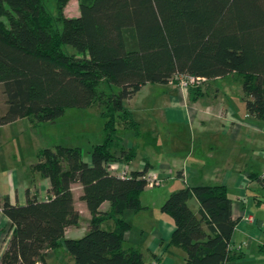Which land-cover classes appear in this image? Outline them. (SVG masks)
<instances>
[{
  "label": "trees",
  "instance_id": "16d2710c",
  "mask_svg": "<svg viewBox=\"0 0 264 264\" xmlns=\"http://www.w3.org/2000/svg\"><path fill=\"white\" fill-rule=\"evenodd\" d=\"M44 1L0 0V126L22 118L54 122L66 110L96 101L103 140L91 145L89 163L78 146L38 150L30 170L49 181L48 196L40 200L35 186L26 188L24 205L0 201L13 227L0 264H44L46 252L62 244L75 264H143L142 253L124 244L130 226L122 215L143 208L147 167L124 179L109 171L111 162L128 163L137 149L122 145L119 130L141 135L125 101L146 84L179 76L237 75L247 115L264 121V0H77L76 17L62 14L69 0H54L55 17ZM63 45L77 54L64 53ZM188 90L191 101L202 95L198 87ZM247 176L264 185L258 173ZM75 183L90 219L82 237L65 239V229L80 218L71 191ZM104 202L109 209L102 211ZM160 211L173 220L167 243L184 252V264H227L243 257L231 241L238 219L224 185L178 188ZM109 222L112 227H105Z\"/></svg>",
  "mask_w": 264,
  "mask_h": 264
},
{
  "label": "crops",
  "instance_id": "0c3cea01",
  "mask_svg": "<svg viewBox=\"0 0 264 264\" xmlns=\"http://www.w3.org/2000/svg\"><path fill=\"white\" fill-rule=\"evenodd\" d=\"M155 87L146 84L131 99L125 101V107L139 124L141 135L138 138L133 135L121 138L125 148L136 144L137 149L133 159L128 163L114 161L109 164L116 169L114 171L109 169L114 176H117L116 172L121 169H125L129 174L132 171H141L146 166L147 174L163 179L168 185L171 183L170 186L179 180L185 186L191 187L203 184L208 178V173H211L216 180L214 184H222L227 190L231 185L240 192V197L245 196L246 189L255 183L264 186L245 175L246 170L254 169L251 167L255 164L258 170L255 169L254 173L264 177V165L260 166L258 163L260 159L264 160V127H260L259 119L247 115L244 103L241 107L243 116L248 117V121L237 118L236 114L240 108L221 100L218 91L211 97L204 90L200 97L191 101L189 91L173 82L162 84L164 89L159 88L162 94L154 92ZM154 122L182 126L188 130L189 136H147L145 126L153 125L152 132L155 133ZM195 131L198 134H195ZM30 137L35 148L25 154L22 149L25 142L20 138L0 136V201L5 198L11 204L24 205L26 188L35 186L39 189L40 200H45L48 196L46 191L49 181L30 170V165L36 162V153L41 149L36 147V144L41 142L40 139L37 136ZM195 143L198 144L201 152L199 156L202 158L192 154ZM189 145H192V148H189ZM182 147H186L185 151L178 152ZM90 149L82 155L87 163L90 162ZM203 157L212 161L210 171H205L207 163ZM253 158L258 161H253ZM230 171H236L237 175L233 176ZM71 191L80 218L78 225L65 229L64 238L78 239L85 234L90 215L85 203L80 200L81 186L78 183L72 184ZM171 192L172 189L163 194L156 192L158 195L154 196L153 193L148 199L144 197L148 192L143 190L140 197L143 208L138 212L127 210L122 215L130 226L124 233V244L133 245L142 253L143 264H153L155 261L160 264H184V252L167 243L175 228L173 220L160 211ZM190 204L191 208L197 211L198 203L194 199ZM100 209L108 210L109 203H102ZM243 209L242 201L239 203L232 199V217L238 219L235 230L240 223L252 224L256 226V230L241 226L242 240L233 239L232 236L233 245L245 243L241 248L243 257L234 262L263 264L264 258H258L256 255L264 253V223L259 220H255L256 223L243 221L242 218L245 216ZM105 227L111 228L112 223L109 222ZM12 228L10 220L0 210V256L7 247ZM44 264L75 263L62 244L46 252Z\"/></svg>",
  "mask_w": 264,
  "mask_h": 264
},
{
  "label": "rangeland",
  "instance_id": "374dc122",
  "mask_svg": "<svg viewBox=\"0 0 264 264\" xmlns=\"http://www.w3.org/2000/svg\"><path fill=\"white\" fill-rule=\"evenodd\" d=\"M45 8L47 12L52 15L53 17L57 14V5L54 0H45L44 1ZM62 14L65 17H76L79 14V3L77 0H69L67 5L62 9ZM62 51L68 55L70 54H77V52L68 45L62 46ZM175 84L179 85L181 88L189 89L191 87H198L201 89L202 94L204 93V90H206V93L208 96H213L217 91L221 96V100H224L227 102L228 105H233L237 107L239 112L236 114L237 118L242 119L243 121H248V117L243 116V111L241 104H243L242 101V92H241V78L237 75H229L225 78H221L218 80H204V81H195L191 84H188L187 87H182L181 80L178 78L174 79ZM155 87V91L157 94H162L161 89H164L162 87V84H152ZM104 87H100L99 90H103ZM189 91V90H188ZM208 91V92H207ZM190 99V98H189ZM1 100V97H0ZM244 105V104H243ZM102 109L98 105V102H93L90 107L86 109H68L65 111L64 115L57 119L54 122H47V123H33L29 119L22 118L18 121H14L12 123H9L8 125L0 126V136H15L20 138L21 141H24L25 144L22 146V149L24 150V153L27 154L28 150H33L35 148V144L32 143L30 136H37V138L40 139L41 142L36 144V147L46 148V147H52L56 144H60L63 146H78L82 149L83 153H87V150L91 148L92 144L100 143L103 140V132L102 127L104 124V119L101 116ZM154 121V120H153ZM153 121L150 123L152 124ZM147 123H149L147 121ZM156 123V131L155 133L152 132L154 129L153 125L150 127L145 126V131L147 136H189L188 130H185L182 126H173L169 124H162L161 122H154ZM150 124V125H151ZM148 125V124H146ZM260 127H264V121L260 122ZM195 134H198L195 131ZM132 136V132L129 131H122L119 130L118 136ZM199 136V135H198ZM23 139V140H22ZM37 143V142H36ZM188 145V143H187ZM187 147V146H186ZM186 147L180 148L178 152H184ZM192 148V145H189V148ZM188 148V149H189ZM187 149V150H188ZM23 152V151H22ZM203 152V151H202ZM204 153V152H203ZM193 156L202 158L199 156L201 154L198 144L195 143L192 150ZM206 161V168L205 171H210L211 166L210 163L212 161L206 160L205 157H203ZM192 162L191 160H189ZM253 161H258L253 158ZM260 166L264 165V160L258 161ZM253 165V164H251ZM254 169L248 168L246 170L245 175H247L250 172H254L255 169L258 170L257 165H253ZM233 173V176L237 175L236 171H230ZM225 174V172H223ZM228 174V172H226ZM152 175V174H150ZM221 175V172L220 174ZM218 175V176H219ZM160 179L163 183L160 186L152 187L155 188L154 190L150 189L149 187L145 186L144 191H147L148 193L144 195L146 198H150L149 196L163 194L167 192L169 189H172V191L184 187L185 184H183L181 181H176L173 183L172 186L168 183H165L163 179ZM201 185H209L214 184L216 181L214 174L208 173V178H206ZM209 179V180H208ZM164 187H161L163 186ZM246 195L243 197H240V192L238 190H235L231 185L228 187V194L229 196L235 201L241 203L243 202V214L244 215H251L254 217L255 220H259L264 223V186H258L257 183H255L254 186H250L246 189ZM151 194V195H150ZM191 206V204H190ZM256 223V222H255ZM244 224V223H243ZM238 228L235 230L233 239L236 240H242L243 234H241V226L244 228H250L251 230H256V226L245 223L242 225L241 223L238 224ZM258 258H264V253H259L256 255ZM227 264H248V263H235L230 262ZM251 264V263H249ZM264 264V263H263Z\"/></svg>",
  "mask_w": 264,
  "mask_h": 264
},
{
  "label": "built area",
  "instance_id": "2783aa9c",
  "mask_svg": "<svg viewBox=\"0 0 264 264\" xmlns=\"http://www.w3.org/2000/svg\"><path fill=\"white\" fill-rule=\"evenodd\" d=\"M178 78L181 80V86L182 87H187L188 84H191L195 81H203L204 79H200V78H194L191 76H179L176 77L175 79L178 80ZM110 170H116L114 166H109ZM117 177L124 179L128 177V173L125 169H121L118 172H116ZM142 179H144L145 181V186L152 188V187H156V186H160L162 185V181L160 179H158L155 175H150V174H146L145 176L142 177ZM243 221L245 222H249V223H255V219L253 216L251 215H245L243 216ZM245 245V243H241L238 245H235L236 248H242ZM153 264H160L158 261L153 262Z\"/></svg>",
  "mask_w": 264,
  "mask_h": 264
}]
</instances>
